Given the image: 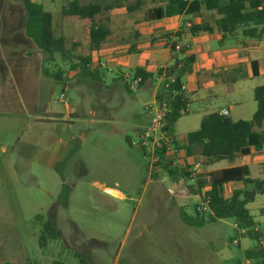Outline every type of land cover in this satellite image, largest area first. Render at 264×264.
Returning a JSON list of instances; mask_svg holds the SVG:
<instances>
[{
  "label": "rangeland",
  "instance_id": "rangeland-1",
  "mask_svg": "<svg viewBox=\"0 0 264 264\" xmlns=\"http://www.w3.org/2000/svg\"><path fill=\"white\" fill-rule=\"evenodd\" d=\"M44 2L59 34L63 0ZM1 14L7 27L15 21V32L24 29L22 5L6 0ZM3 30L0 26V264H80L81 256L90 264H188L177 258L185 251L195 255L191 264H262L243 252L257 245L255 240L234 244L232 219L199 229L180 219V206L191 214L201 201L185 183L172 182L162 163L174 160L195 178L201 167L196 169L184 151L173 146L167 151L157 134L150 149L143 146L153 114L149 125L135 126L151 111L146 110L153 100L149 89L127 92L122 82L112 84L108 73L104 82L79 77L78 69L64 67L59 57L47 62L17 40L5 43L9 36ZM89 45L84 42L80 53L88 54ZM44 70L63 72L64 81ZM261 85L263 75L212 104L231 103L233 120H249L257 110L254 89ZM202 116L182 118L177 133L197 131ZM251 171L259 178L255 168ZM248 209L264 236V195ZM39 215L55 222L60 240L40 245Z\"/></svg>",
  "mask_w": 264,
  "mask_h": 264
},
{
  "label": "trees",
  "instance_id": "trees-1",
  "mask_svg": "<svg viewBox=\"0 0 264 264\" xmlns=\"http://www.w3.org/2000/svg\"><path fill=\"white\" fill-rule=\"evenodd\" d=\"M13 1L26 10L25 27L16 33L13 42L17 40L25 45V51L27 50L30 55L32 50L42 54L47 62H57L59 57L64 67L77 68L79 77L93 82H104L102 78L105 73H102L99 70L101 68L93 63L92 53L98 51L112 34L110 19L107 15L116 9H126L132 14L141 11L148 3L161 2V6L147 12L146 16L149 20H160L183 14L195 16L205 10L220 17L216 21V27L222 34L223 40L239 36L249 40H260L264 37V0H112L107 4L93 2L88 5H82L77 0H67L63 18H76L90 25V51L88 54L81 55L79 53L81 43L70 42L64 36L58 35L51 12L31 0ZM1 12L3 11H0V15H2ZM2 27L7 30L10 28ZM212 31L213 28L206 24L191 28L193 34ZM4 42L8 43L7 39ZM171 48L175 50V45ZM195 61V56H185L182 59H176L172 66L158 70L156 74L144 68H137L131 75L141 79L137 88L139 90L149 81H156L161 77L164 81L174 78L175 82L168 89H164L165 83H163L157 95V102L161 106L166 103L168 108L164 131L172 139L171 146L178 151H184L187 157H198L202 167H213L223 161L231 165L221 171L201 173L195 178L192 177L191 172L176 164L174 160L162 163L172 182L185 183L191 194L200 198L201 202L195 206L193 213L188 214L184 208L181 209L180 217L183 222L192 227L202 228L208 223L232 219L238 234V239L235 240L237 245L240 246L242 239L255 240L257 245L244 254L247 258L259 259L264 264V247H262L264 236L257 229V223L247 207L254 203L258 196L264 195V178H253L248 166H234L238 160L248 156L251 149L264 152V86L254 91L257 111L252 119L234 121L229 115H222L220 112L211 113L202 119L200 128L189 133L185 143L180 144L174 137L175 126L188 114L191 103L183 89V79L193 73ZM44 74L60 82L64 81L63 72L51 75L44 70ZM116 81L122 82L127 92H132L124 74L117 76ZM165 155L166 150L163 148L161 161H165ZM230 183L241 184L242 187L235 189L227 198L225 189ZM206 203L208 211H200L199 208ZM36 220L43 224L39 240L41 246H46L50 241L60 240V232L53 220H45L40 215L36 217ZM80 264H90V262L81 256Z\"/></svg>",
  "mask_w": 264,
  "mask_h": 264
},
{
  "label": "crops",
  "instance_id": "crops-1",
  "mask_svg": "<svg viewBox=\"0 0 264 264\" xmlns=\"http://www.w3.org/2000/svg\"><path fill=\"white\" fill-rule=\"evenodd\" d=\"M31 1L45 7L44 0ZM77 1H79L82 5H88L93 2L107 4L112 0ZM67 4L68 1L63 0V9L67 6ZM161 5V2H151L148 3L141 11L132 14L128 13L126 9H116L110 12L107 17L110 19L112 34L107 42L104 43L98 51H94L92 53L93 63H97V65L101 68L99 70L102 73H105V77L107 73L112 74V84L114 83L115 85L120 86L121 82L116 81V78L119 75L132 74V71L137 68H144L148 72L156 74L158 70L172 66L176 59H182L185 56L193 55L196 58L193 66L194 71L192 74L185 76L183 79L184 91L189 96L191 101L188 108V114L184 117H188L191 114L196 115L197 113H202L203 116L201 119H203L211 113H221L222 111H228L229 116L231 117V114H234L231 103L217 106L216 103L212 104L213 99L219 98L220 94L224 95L227 91L228 93L235 92L247 81L259 78L262 75L264 76V37L260 40H249L243 39L239 36L223 40L222 34L216 27V21L220 17L205 10L202 11L201 14L195 16L183 14L160 20L147 19V12L150 9ZM5 8L6 0H0V11H4ZM2 17L3 14L1 15V18ZM16 20L20 21L21 19L18 17ZM63 20L64 22L60 23L58 35L64 36L70 42L81 43V47L79 49L80 53L82 47H84V42H87L88 44L90 43V25L83 23L76 18H64ZM14 23L15 21L12 23L13 25L11 24L12 29L3 30V32L9 36L7 39L8 42H13L14 39L12 36L15 37L17 33L13 28L15 25ZM203 24L209 25L213 28V31L201 32L198 34H193L191 32L192 27ZM0 25L7 26L5 18L2 20L0 19ZM172 45H175V50H172ZM178 46L181 47L180 50L176 49ZM163 81L164 78L161 77L156 81H149L144 88H142L149 89L153 94V100L149 106H155L157 108L160 105L157 102V95ZM106 86L108 85L106 84ZM243 86L241 89L244 88ZM197 105H199V109H196ZM149 106L146 107L147 112L149 110ZM153 113L154 111L151 110L144 118L137 119L135 129L140 127L143 121H145V124L147 123V125H149L150 116ZM177 124L175 126L174 137L176 141L183 144L185 143L189 133L187 135L177 133ZM187 160L189 162L193 161V163H197L196 167H199L200 163L198 162V157H188ZM263 164L264 152H257L254 149H251L250 154L238 160L234 166H248L250 170L251 168H255L259 178H264ZM200 167L199 173L201 174L205 172L221 171L231 167V165H229L226 161H223L213 167ZM241 187L242 185L237 183L228 184L225 189V196L227 198L230 197L235 189ZM228 189L230 192H228ZM105 190L114 191L113 194L118 195V197L113 195L114 197L124 198V196H122V194L118 191L112 189ZM182 208L183 207L180 206L179 214ZM184 209L185 212L190 214L187 208ZM262 212L264 213V209ZM256 227L261 232V227L258 225H256ZM234 244L237 245L236 241H234ZM251 248L252 247L245 249L243 252L245 253ZM185 253L186 251L184 253L179 252L177 254V258L180 260L184 259L186 263L191 264L195 255L191 252ZM187 257H189V259Z\"/></svg>",
  "mask_w": 264,
  "mask_h": 264
},
{
  "label": "built area",
  "instance_id": "built-area-1",
  "mask_svg": "<svg viewBox=\"0 0 264 264\" xmlns=\"http://www.w3.org/2000/svg\"><path fill=\"white\" fill-rule=\"evenodd\" d=\"M176 49L180 50L181 47L178 46ZM125 79H126V82L129 84L130 89L133 91H135L138 88V85L141 82V79H136L131 74H126ZM169 81L170 82L167 85H165L167 88H169V86L175 82V79L171 78ZM183 89H184V87H183ZM62 100H64L63 102H65L66 104L68 103V102H66L67 100L65 99V96H62ZM149 108H151V109H149ZM149 108H148L149 110L154 111L153 117L151 118L153 120H152L150 130L147 131L145 134L144 139L145 138L146 139L143 142V146L150 149L149 146L152 145V143H150L149 140H151V138L154 137V134H157L158 136H160V138L162 140L165 141V145H166L165 147H166L167 151L173 150V147L171 146L172 141L170 140V137H168L166 132L164 131V129L166 127L165 115L168 111L166 104H163L162 106L159 105L157 108L155 106L154 107L150 106ZM221 114L222 115H229L228 111H222ZM200 166L201 165L199 164V167H196V169H199ZM192 177H194V174H192ZM199 210L200 211H208V204L206 203L204 206L200 207Z\"/></svg>",
  "mask_w": 264,
  "mask_h": 264
}]
</instances>
